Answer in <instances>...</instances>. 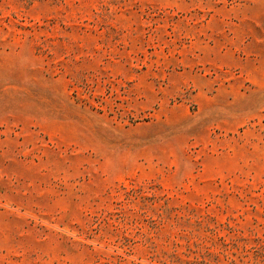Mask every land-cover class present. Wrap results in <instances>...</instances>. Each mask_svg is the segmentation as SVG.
<instances>
[{
    "label": "rangeland",
    "instance_id": "1",
    "mask_svg": "<svg viewBox=\"0 0 264 264\" xmlns=\"http://www.w3.org/2000/svg\"><path fill=\"white\" fill-rule=\"evenodd\" d=\"M0 264H264V0H0Z\"/></svg>",
    "mask_w": 264,
    "mask_h": 264
}]
</instances>
